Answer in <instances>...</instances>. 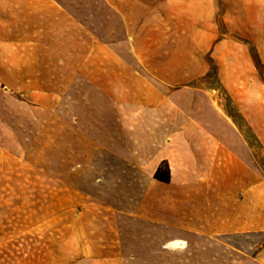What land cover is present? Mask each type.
<instances>
[{"label":"crops","instance_id":"crops-1","mask_svg":"<svg viewBox=\"0 0 264 264\" xmlns=\"http://www.w3.org/2000/svg\"><path fill=\"white\" fill-rule=\"evenodd\" d=\"M25 2L33 24L19 35L52 36L58 18L75 22L59 0ZM248 81L237 79L248 85L235 95L236 115L194 88L155 92V79L82 74L55 79L50 90L39 83L37 97L49 100L57 126L51 192L64 181L65 211L74 212L55 254L66 264H169L173 250L192 255L183 264H264V0L261 91H249ZM163 162L167 182L154 178Z\"/></svg>","mask_w":264,"mask_h":264},{"label":"rangeland","instance_id":"rangeland-1","mask_svg":"<svg viewBox=\"0 0 264 264\" xmlns=\"http://www.w3.org/2000/svg\"><path fill=\"white\" fill-rule=\"evenodd\" d=\"M25 1L0 0V64L7 76L4 81L0 67V264H66L55 242L65 243L74 212L65 211L64 181L58 194L51 192L57 126L49 100L37 97L39 83L50 90L55 79L82 74L155 79V92L194 88L235 114V95L247 84L237 79L261 91V0H59L75 22L58 18V34L40 37L18 34L33 24L32 4ZM58 117L66 118L64 112ZM169 251V264L192 257Z\"/></svg>","mask_w":264,"mask_h":264},{"label":"trees","instance_id":"trees-1","mask_svg":"<svg viewBox=\"0 0 264 264\" xmlns=\"http://www.w3.org/2000/svg\"><path fill=\"white\" fill-rule=\"evenodd\" d=\"M154 178L167 182L169 180V169L167 163H161L154 173Z\"/></svg>","mask_w":264,"mask_h":264},{"label":"bare ground","instance_id":"bare-ground-1","mask_svg":"<svg viewBox=\"0 0 264 264\" xmlns=\"http://www.w3.org/2000/svg\"><path fill=\"white\" fill-rule=\"evenodd\" d=\"M177 244H179V245H184V244H183L182 242H180V241H179V243H177Z\"/></svg>","mask_w":264,"mask_h":264}]
</instances>
